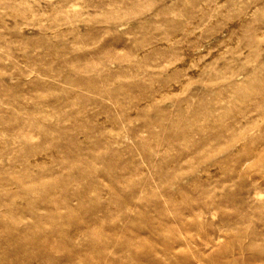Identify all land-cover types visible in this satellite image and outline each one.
Segmentation results:
<instances>
[{
    "label": "rangeland",
    "instance_id": "rangeland-1",
    "mask_svg": "<svg viewBox=\"0 0 264 264\" xmlns=\"http://www.w3.org/2000/svg\"><path fill=\"white\" fill-rule=\"evenodd\" d=\"M0 264H264V0H0Z\"/></svg>",
    "mask_w": 264,
    "mask_h": 264
}]
</instances>
